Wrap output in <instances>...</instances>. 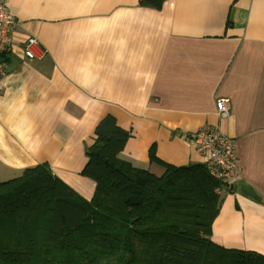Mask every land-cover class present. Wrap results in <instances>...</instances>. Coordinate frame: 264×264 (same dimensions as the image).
Here are the masks:
<instances>
[{
	"label": "crops",
	"instance_id": "1",
	"mask_svg": "<svg viewBox=\"0 0 264 264\" xmlns=\"http://www.w3.org/2000/svg\"><path fill=\"white\" fill-rule=\"evenodd\" d=\"M6 1L17 25L0 91V181L48 163L90 200L85 151L107 115L132 133L120 157L157 175L152 146L166 163L203 164L188 135L218 130L235 142L239 175L222 188L212 240L264 255V0ZM28 37L43 59L24 58Z\"/></svg>",
	"mask_w": 264,
	"mask_h": 264
},
{
	"label": "trees",
	"instance_id": "2",
	"mask_svg": "<svg viewBox=\"0 0 264 264\" xmlns=\"http://www.w3.org/2000/svg\"><path fill=\"white\" fill-rule=\"evenodd\" d=\"M94 134L81 172L95 183L90 200L48 163L0 182V264H264L261 253L212 240L225 186L205 164L166 163L152 146L157 175L120 157L132 133L114 116Z\"/></svg>",
	"mask_w": 264,
	"mask_h": 264
},
{
	"label": "built area",
	"instance_id": "3",
	"mask_svg": "<svg viewBox=\"0 0 264 264\" xmlns=\"http://www.w3.org/2000/svg\"><path fill=\"white\" fill-rule=\"evenodd\" d=\"M17 25L9 4L6 0H0V91L7 75L6 60L14 45V31ZM39 42L34 37H28L21 46V51L25 59L41 60L45 53L39 50ZM218 115L222 118L229 117L230 101L219 98L216 102ZM188 139L193 143L204 159V163L209 174L219 181L225 189L231 188L236 183L239 175V165L236 155V146L233 139L220 131L198 130L188 135ZM222 188L216 190L221 194Z\"/></svg>",
	"mask_w": 264,
	"mask_h": 264
},
{
	"label": "rangeland",
	"instance_id": "4",
	"mask_svg": "<svg viewBox=\"0 0 264 264\" xmlns=\"http://www.w3.org/2000/svg\"><path fill=\"white\" fill-rule=\"evenodd\" d=\"M0 182H3V181H0Z\"/></svg>",
	"mask_w": 264,
	"mask_h": 264
}]
</instances>
